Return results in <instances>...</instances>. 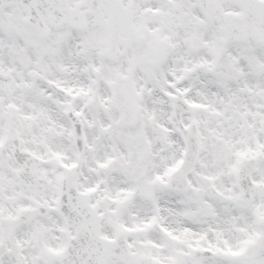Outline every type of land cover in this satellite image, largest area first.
<instances>
[{
    "label": "snow or ice",
    "instance_id": "obj_1",
    "mask_svg": "<svg viewBox=\"0 0 264 264\" xmlns=\"http://www.w3.org/2000/svg\"><path fill=\"white\" fill-rule=\"evenodd\" d=\"M0 264H264V0H0Z\"/></svg>",
    "mask_w": 264,
    "mask_h": 264
}]
</instances>
